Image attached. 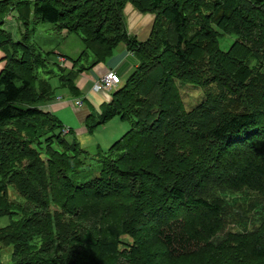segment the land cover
Returning a JSON list of instances; mask_svg holds the SVG:
<instances>
[{"label": "trees", "instance_id": "obj_1", "mask_svg": "<svg viewBox=\"0 0 264 264\" xmlns=\"http://www.w3.org/2000/svg\"><path fill=\"white\" fill-rule=\"evenodd\" d=\"M127 3L154 15L143 41ZM12 10L18 40L1 28ZM37 22L82 50L42 56ZM121 43L136 63L100 115L131 126L75 184L86 153L42 105L79 98L78 74ZM0 50V264H264V0H0ZM49 54L56 86L37 75Z\"/></svg>", "mask_w": 264, "mask_h": 264}, {"label": "rangeland", "instance_id": "obj_2", "mask_svg": "<svg viewBox=\"0 0 264 264\" xmlns=\"http://www.w3.org/2000/svg\"><path fill=\"white\" fill-rule=\"evenodd\" d=\"M52 30H53L52 27L46 23L39 24L37 22L34 25L30 23L31 41L40 50L39 52L42 56H46L47 52L53 51L54 48H57L59 46H62V52L69 54L70 56H75L78 54L79 51L82 50V44L80 38L77 35L72 34L68 38L62 39L61 36L57 35L56 32L54 33ZM22 33H20V31H16L14 32V37L18 40L21 38ZM63 33L65 34V32ZM232 41H233V36L223 35L219 37L218 45L220 49L226 50L228 49ZM49 55L50 56H48V61L46 65V70L48 72L40 69L39 71H37V75H39L40 78L49 79L52 85L56 86L57 85L56 74L59 72L58 71L59 67L57 66L58 62L56 61V57L54 54H49ZM90 60L91 58L89 57L88 62ZM66 62L70 66V63L68 61ZM83 63H86V61H83ZM123 76L126 77L127 75H123ZM188 89H191V87ZM188 91L190 93H187L186 91L182 92V99L184 101L183 102L184 105L190 108L194 106L201 99L202 94L198 88H196L195 90H188ZM61 93L67 94L64 90H57L56 95ZM75 101L76 98L74 99V104ZM81 102H82L81 105H84V102H86V100L83 98ZM47 104L49 103H46L44 105L45 108ZM99 109L91 108L89 106L91 116L83 121H79L69 107H67L66 110L68 113L67 119L64 118L63 121H62L63 118L62 109H59L58 111L55 112L50 111L52 112V114H54L59 118V120L62 122L64 127L72 130L71 133L66 134V137L70 138V140L74 139L77 145L81 149H83L86 153L85 158L83 159L84 161L83 166L80 169H78L76 172L70 174V178L75 184L82 183L91 178H95L99 175L101 171L102 163L97 153L101 152L103 154H106L109 148L117 140H119L128 131V129L131 126V121L122 120L119 116H112L108 118L102 117L100 115L101 112ZM10 193L15 197V199H18V196H16L15 191L13 192L12 190H10ZM18 201H21V199L19 198ZM6 223H8V217H1L0 226L5 225ZM10 253H11V247L10 246L4 247L0 251L1 260L7 263L10 259Z\"/></svg>", "mask_w": 264, "mask_h": 264}, {"label": "crops", "instance_id": "obj_3", "mask_svg": "<svg viewBox=\"0 0 264 264\" xmlns=\"http://www.w3.org/2000/svg\"><path fill=\"white\" fill-rule=\"evenodd\" d=\"M124 13L126 17L128 33L136 36L138 40H145L149 36L152 29L154 15L140 13L131 3L126 4ZM1 28L11 32L14 40H17L14 37V32L20 31V33H22L24 30L22 23L17 20V13L15 10H12L5 15ZM63 32L60 31L57 35L61 36L62 38V36L66 35V33L64 34ZM54 49L55 50L53 51L55 53H62V46ZM4 58L5 53L0 50V71L5 65ZM135 63L136 60L134 56H132V54L127 50L125 43H121L117 46L113 56H111L106 62H100L93 66L91 69L85 70L78 75L76 79V85L81 91V96L78 99L82 101V99L84 98L86 100V102H84V105H75V98H65V95H62L61 93L58 94L53 101L49 102V104L46 105L47 109L44 107L45 104H43L42 107L45 111L52 112L62 109V121L64 120V118L67 119L68 113L66 110L67 107H69L70 110L78 118V120L83 121L90 112L89 106L91 108L99 109L101 104L109 102L110 99V95L108 93L103 91L96 92L93 90V85L95 84V82H97L98 79L108 71H114L120 76L123 83L131 69L134 67ZM123 75L127 76L125 77ZM109 92L111 93V91Z\"/></svg>", "mask_w": 264, "mask_h": 264}, {"label": "built area", "instance_id": "obj_4", "mask_svg": "<svg viewBox=\"0 0 264 264\" xmlns=\"http://www.w3.org/2000/svg\"><path fill=\"white\" fill-rule=\"evenodd\" d=\"M58 59L61 63L63 62L66 64V61L62 58V56ZM120 83V76L114 71H108L106 74L102 75L97 82H95L93 89L97 92L103 91L109 94V91L117 87ZM75 104L80 106V100L76 99Z\"/></svg>", "mask_w": 264, "mask_h": 264}]
</instances>
